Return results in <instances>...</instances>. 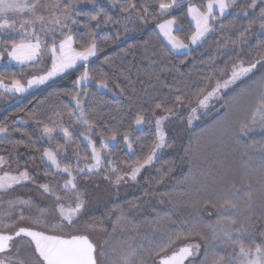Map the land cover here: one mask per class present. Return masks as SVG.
<instances>
[{
  "label": "trees",
  "instance_id": "16d2710c",
  "mask_svg": "<svg viewBox=\"0 0 264 264\" xmlns=\"http://www.w3.org/2000/svg\"><path fill=\"white\" fill-rule=\"evenodd\" d=\"M207 1L191 0L202 11L206 10ZM129 3H135L136 8L129 9L128 13L122 11ZM146 3L150 5L149 15L142 21L138 13L142 14ZM187 7V4L180 3L166 16H175L183 26L182 31L174 30L173 34L185 43L188 42L186 37L194 31L189 24ZM76 12L80 15L76 17L78 23L72 25L73 33L78 34V40L87 37L89 32L94 33L100 49L88 63L94 79L87 85H75L76 78L84 71L83 67H78L0 109V126L8 127L6 137L4 134L0 136V156L9 161L6 168H12L15 174L27 169L32 177L27 186L33 193L37 191L43 199L55 205L54 198L45 194L39 185H57L58 194L63 195L58 186L68 177L67 174L53 175L54 169L47 167L46 162L41 160L43 149L49 145L46 140L40 139V131L45 125L53 127V121L67 128L73 142L71 145H65L60 128L53 132L54 139L67 149L69 155L78 146L79 155L87 157L89 163L91 151L86 147L87 142L79 136L86 129L76 123L78 110L75 109L74 101H71L72 95H80L89 118L99 125L92 135V139L97 141L96 147L100 148V134L107 137L114 131L118 133L116 141L110 143L108 149L102 150L109 153L113 164L105 163L91 172L85 170L77 181L82 199L86 205L89 202L92 204L90 211L82 217V224L88 232L101 235L104 264H118L128 244L133 247L142 244L148 248L149 241H152L151 246L156 248L161 241L159 234L154 235L150 226L165 221L173 232H200L204 237L192 236L182 240L169 249V254L186 243H199V252L188 258L185 264H207L212 258L213 242L204 225L214 222L218 213L211 204L205 205L204 202H215L216 194L222 187L233 181L239 183L241 177L251 180V188L238 190L232 197L241 206V213L236 216V226L239 227V221L250 216L246 226L251 224L256 242H261L259 233L264 231V150L261 148L264 145V127L255 125L242 138L243 143L237 144L234 120L238 115L243 116L249 107L250 97L257 87L255 82L264 77V65L234 85L222 96L216 107L193 124L183 123V115L176 116L181 124L178 119H171L173 124L167 122L170 127L165 124L164 129L169 146L164 148V153L130 185L122 188L110 185L116 175L122 176L134 165L137 157L146 154V150L141 152V145H151L154 139V125H143L142 131L133 132L134 136L140 137L132 143L136 155H126L122 134L133 131L138 112L154 120L166 114L163 109H155L156 103L171 108L174 113L184 110L189 107L188 101L208 84L209 73L215 74L214 85L216 79L220 80L228 74L233 63L242 60L247 65L264 57V29H261L258 21L249 27L258 14L248 12L247 16L236 15V11L231 9L222 18L217 16V22L213 24L216 31L208 34L190 51L177 55L169 53L157 38L155 23L165 18L157 14V0H117L115 10L99 5L95 9L85 8ZM97 13V19L92 20L91 17ZM129 13L131 18L125 19ZM108 17L113 22L106 24ZM19 70L18 67L11 68L5 76L6 81H9L7 77ZM99 79H107L110 91L96 88L95 83ZM81 88L89 93L87 97L83 96ZM206 90H210V87ZM177 97L185 103L178 104ZM70 112L76 114L69 115ZM254 142V147H248ZM245 151L247 156H242ZM69 162L62 161V164ZM112 167H117L119 171L111 172ZM86 180L88 187L82 184ZM93 188H100V192L93 194V197L87 196ZM18 195L21 193L12 194L6 200L0 197V212L9 211L7 201L19 198ZM24 196L25 200L32 201L31 208L34 210L24 213L23 209L30 208H20L21 204H17L15 210L11 209L13 219L20 210L26 216H36L39 215L38 210L44 208L35 206L34 195ZM62 203L71 206L75 202L66 199ZM248 205H251V212ZM45 219H51L48 209ZM5 222H9L8 218H5ZM64 224L67 225V222ZM133 226H137L136 230H133ZM245 243L247 245L249 241L245 240ZM215 251L227 258L232 249L220 246ZM155 259L146 257V264H153Z\"/></svg>",
  "mask_w": 264,
  "mask_h": 264
},
{
  "label": "snow or ice",
  "instance_id": "6c2138e0",
  "mask_svg": "<svg viewBox=\"0 0 264 264\" xmlns=\"http://www.w3.org/2000/svg\"><path fill=\"white\" fill-rule=\"evenodd\" d=\"M94 2V0H93ZM158 15L160 17L169 16L175 6L180 3H185L187 7V16L189 18L190 26L194 27L191 35L187 36V43L174 35L176 31H182L183 26L179 23L175 16L168 19H163L162 22L157 23L155 28L158 29L156 35L160 43L167 47L169 53L183 54L185 51H190V45H197L202 42L206 36L216 29L213 24L217 22V13L219 17H223L230 8H234L237 0H208L206 10L202 11L200 7L192 3L191 0H157ZM259 3L264 5V0H259ZM257 0H252L248 8H255ZM149 4L143 5L142 14L138 13L140 20H145L149 15ZM50 10L49 15L46 17L40 14L39 9ZM135 3H129L128 7L122 11L128 13L129 9H135ZM102 11V10H101ZM29 14V19L21 18L19 26L13 18L15 15ZM236 15H248L245 8L237 9ZM79 12H75L73 0H48L42 3L41 0H0V33H19V39L10 37L5 39L0 36V61L5 64H12L13 62L21 69L29 67L33 69L31 78L26 82H22L18 76L25 75L21 73H12L7 77L10 81L5 83V77L0 73V90L11 93L13 95L23 94L32 88H39L45 85L51 79L66 75L69 70H75L78 67H83L84 71L76 78L75 85L83 86L93 81L94 77L90 74L88 63L90 57H95L98 48L95 34L89 32L87 37L77 39L78 34L73 33L72 25L78 23L76 17ZM92 16V20H96L97 16ZM131 13L125 17L130 19ZM259 22L261 29H264V7H260L258 16L249 24ZM113 22L111 17L105 20V23ZM99 26V25H97ZM243 35V33H241ZM165 41L167 42L165 45ZM235 44V41H232ZM227 44V41H225ZM5 55L7 61H4ZM51 61L50 67L48 61ZM258 63H264V57L261 60L245 65L241 60L233 63L228 69L229 74L222 81L216 79L213 85L215 74L209 73L207 79L208 84L204 89L196 93L194 97L188 101L190 111L192 114L197 112L198 108L207 109L209 102L218 97L222 90H227L231 86L237 84L244 79H247L253 70L256 69ZM223 75V73H221ZM257 87L250 97L249 107L246 109L243 116H236L234 120L236 143H243L242 138L246 137L252 128L260 124L264 127V77H261L257 82ZM95 86L98 90L109 89L107 79H99L96 81ZM210 87V90H206ZM83 96L87 97L89 93L83 88L80 89ZM121 91H123L121 89ZM177 103L183 105L185 101L180 97L176 98ZM71 101L75 103V109L78 110L77 121L80 125L84 126L86 131L80 132L79 136L87 142L86 147L91 151V163L87 162V157L82 158L79 155V149L69 155L66 148L61 146L58 141L53 137V132L56 128H60L63 133L65 145H71L73 142L70 139V133L67 128L53 121V127L45 125L40 131V139L46 140L49 147L43 149L41 160L46 162V166L54 169L53 175L67 174L68 179L64 180L62 185H59L60 191L63 195L58 194L57 185L52 187L49 184H41L39 187L43 192L54 198L58 218L53 215L51 219H45L47 209L40 208L39 215L26 216L23 211L19 213L14 219L12 218L11 209L17 205L22 204L28 207L32 206V201L23 199H10L7 201L9 211L0 212V264H99L98 257L105 255L103 250H98V246L89 238L87 234H72L66 237L63 234H50L56 229L65 227L64 222L67 221V227L72 228L80 213L84 208V201L82 193L78 188V178L87 169L89 172L98 170L105 163L108 165L113 164L107 151L110 143L116 141L117 132H112L111 136H103L100 134L98 141L100 148L96 147L97 141L92 139L95 134L94 130L99 127L96 121L89 118L88 113L85 111L84 100L80 95H72ZM195 106H192V105ZM155 109H163L165 115L157 118L148 119L144 114L137 113L134 120L133 131H125L123 141L127 148L126 155H136L133 149V140H139L140 137L134 136L133 132L136 130L142 131V126L148 124L154 125L152 130L151 145H141L142 154L137 157L133 166H130L129 171L124 173V176L129 177L135 181L137 175L146 166H150L157 158L158 152L168 147L167 133L164 129V123L171 116L175 115L171 108H165L161 103L155 104ZM153 109V115L155 114ZM147 111V110H145ZM76 113L70 112L69 115ZM193 116L190 115L188 123L191 124ZM38 123H40L38 121ZM75 126V125H74ZM8 133L6 125L0 126V134ZM16 143H20L17 141ZM255 142L248 147H254ZM264 150V145L261 146ZM39 151V149L37 150ZM242 156H247V151L242 153ZM251 159V157H248ZM62 161H70L69 163L62 164ZM17 167L18 161L15 162ZM83 164V167H81ZM9 166V161L0 156V192H6L12 189L13 186L21 184L23 181L31 180L27 169L19 171L16 174L4 170ZM111 172L116 173L119 171L117 167H112ZM48 173H46L47 175ZM124 176L116 175L115 183L119 184ZM251 188V180L246 177H241L239 183L233 181L226 186L222 187L216 194L215 202L205 200V205L211 204L217 210V219L209 224L204 225L208 230L213 242L212 258L207 264H264V231L259 233L261 242L257 243L255 238L254 229L251 224L246 226V221L250 220V216L245 217V220L239 221L236 216L241 213V206L232 198L238 190H245ZM248 194V193H246ZM74 201L73 207L66 208L62 201ZM248 210L251 212V205H248ZM8 218L9 222H5ZM57 222L53 223L52 221ZM27 222L28 226H20L16 228L17 224ZM119 224V219L117 221ZM91 227V225H86ZM153 234H159L161 243L153 248L152 241H149L150 246L144 248L142 244L133 247L128 244L127 248L122 251L119 257L118 264H146V257H155L153 264H185V261L193 257L199 252L201 245L199 243L190 242L184 246L175 248L169 254V249L178 244L182 240H188L192 236H200L204 238L200 232H173L168 227V222H157L155 225L150 226ZM14 229L11 232L7 229ZM123 230V226L121 225ZM137 226H133L136 230ZM43 229V230H38ZM115 226L113 231H115ZM139 235V233H137ZM21 240L29 249H31V258L24 259L20 257V245L15 244V241ZM135 239V238H133ZM245 240L249 241L246 245ZM224 246L232 249L228 253L227 258L224 255H219L215 249ZM15 251L13 252V248ZM195 250V252H194ZM207 261V253H206Z\"/></svg>",
  "mask_w": 264,
  "mask_h": 264
},
{
  "label": "rangeland",
  "instance_id": "374dc122",
  "mask_svg": "<svg viewBox=\"0 0 264 264\" xmlns=\"http://www.w3.org/2000/svg\"><path fill=\"white\" fill-rule=\"evenodd\" d=\"M41 2L42 3H46V2H48V0H41ZM73 3H74V10H75V12L78 11V10H80V9H85V8H87V9H95L99 5H106L111 10H115L117 8V0H94V2H93V0H73ZM251 3H252V0H237L236 6L234 8H230V10L232 9V10L237 11V9H239V8H245L249 13L250 12H256V14H259L260 7H264V5L260 4L259 3V0H257V5H256L255 8H248V5H250ZM49 11L50 10H46V9H43V8L39 9L40 14H43L46 17L49 15ZM217 16H219V15L217 14ZM13 18L16 20L17 27H18L21 18H23V19H29L30 16H29V14L25 13V14H23L22 17L20 15H15ZM127 24H130V23H127ZM127 26H129V25H127ZM0 36H3L5 39H8L10 37H14V38H18L19 39V33H11V32L0 33ZM193 46L194 45H190V48H192ZM0 50H2V49H0ZM92 58L93 57H90L89 61ZM7 59L8 58L5 55L4 61H7ZM50 64H51V61L49 60L48 61V66L49 67H50ZM263 65H264V63H258L256 69L253 70V73L255 71H257L258 69H260V67H262ZM14 67L20 68L14 62L12 64H5L4 62L0 61V73H2L4 75V77L11 71V68H14ZM21 71H23V73L25 74L23 76H18V78L21 79L22 82H26V80L28 78H31V75L33 74V69L32 68H29V67H25L24 69H21L20 68V70H19L18 73H21ZM70 71H72V70H69V72ZM228 74H229V72H228ZM252 74H250V75H252ZM227 75L224 78L220 79V80L222 81L223 79H225L227 77ZM61 76H63V75H61ZM61 76H58V77H55V78L51 79L46 84H48V83H50V82L58 79ZM5 83H9V81H6V79H5ZM237 83H239V82H237ZM45 85H42L40 87H43ZM233 86H231L227 90H222L220 92V94H219L218 97L214 98L213 100H211L209 102V107L207 109L198 108L197 109V112L195 114H192L191 113L190 107H187L184 110H179V111L177 110V112H175V115L171 116L170 119H168L167 121H165L164 126L166 124V126L168 125L170 127V125L167 124V122H170V124L171 123L173 124V120L174 119H178V118H176V116H179V115H183V117H182V122L183 123L185 122L187 125L193 124L194 122H196L197 120H199L201 117H203L204 115L208 114L214 107H216L217 104H218V102L221 100L222 96L228 90H230ZM35 89H38V88H32V89H30L26 93L17 94V95H13L11 93H7V92H4V91L0 90V109L3 108V107H5V106H7L9 103L13 102L17 98L23 97L26 94H28L30 91L35 90ZM192 106H195V105H192ZM177 109H180V108L177 107ZM190 115L193 116V119H192L191 124L188 123V118H189ZM171 119H173V120H171ZM178 122H180L179 119H178ZM182 122H180V124ZM172 126H174V125H172ZM2 135L3 134H0V136H2ZM163 153H164V148L161 149L158 152L157 157L160 156V155H162ZM91 162H92V160L90 158V162L89 163H91ZM146 167H149V166H146ZM144 169L141 170V172L137 175V178L136 179H138L140 177V175L142 174V172L144 171ZM4 170L9 171V172H12L13 174H15V171L12 168H9L8 169V168L5 167ZM85 170H87V169H85ZM94 170H92V171H94ZM127 171H129V169L126 170L125 172H127ZM0 174H2V171H0ZM122 176H124V174ZM27 182L28 181H23V182H21V184L13 186L12 189H10V190H8L6 192H0V197L3 196L2 198H5V200H6V197L9 198L12 194H16V193L17 194H20L21 193V195H18L19 198L25 200V198H24L25 196L24 195H26V196H29V195L30 196H33L34 195V197H35V199H34L35 206L36 205H39V206L44 207L45 209H48L49 218H51L53 215H55L58 218L59 214L56 211L55 205L52 204V202H49L47 199H45V198L43 199V197H41L40 194L37 191H35V193H33L34 191H32V189H30L27 186L28 185ZM133 182L134 181L131 180L129 177L124 176V179L121 180V182L119 184L115 183V181H114V182L110 183V185H111V187H114V188L115 187L116 188H122V187H124V185H130ZM82 184H83L84 187H86V186L88 187V185H87L88 184V180L83 181ZM88 190H89V188H88ZM99 192H100V188H93L88 193L87 196L93 197V194H97ZM21 205H20V208L25 207V205H22V206ZM91 205L92 204L90 202L87 205L84 202V208H83L82 212L80 213L79 218L77 219L75 225L72 228H69V227H67V225H65V227H63L62 229H56V230L50 232V234H63L66 237H68V236H70L72 234H87L89 236V238L98 246V250H101V247H100V244H101L100 243L101 235L100 234H97V233H90V232H88V230H85L84 225L82 224V220H83L82 217L85 215L86 212L90 211ZM73 206H74V204L71 205V206H65V207L68 208V207H73ZM26 207H28V206H26ZM28 208H30V209H27V208L26 209H23L24 210V213H26V212L29 213L30 211L34 210V208H31V207H28ZM15 209L16 208H14V210ZM21 211L22 210H20V212ZM53 221H54V223L57 222L56 220H53ZM65 222H67V221H65ZM20 226H28V225H27V222H25L23 224H17L15 227L18 228ZM13 230L14 229L10 228V229H7L6 231L11 232ZM15 244H19L20 245V257L21 258H24V259H30L31 258V249H29L28 246L25 243H23L21 240L18 239L17 241H15ZM14 251H15V247L13 248V252ZM102 258H103V256H99L98 257L99 264H104ZM109 264H112V263H109Z\"/></svg>",
  "mask_w": 264,
  "mask_h": 264
},
{
  "label": "crops",
  "instance_id": "0c3cea01",
  "mask_svg": "<svg viewBox=\"0 0 264 264\" xmlns=\"http://www.w3.org/2000/svg\"><path fill=\"white\" fill-rule=\"evenodd\" d=\"M208 3V2H207ZM207 3H206V5H207ZM230 10V9H229ZM228 10V11H229ZM218 14V13H217ZM168 18H170V17H165V18H163V19H168ZM163 19H160V20H158L156 23H155V25L157 24V23H160V22H162L163 21ZM194 28V27H193ZM156 29V28H155ZM175 30V29H174ZM195 30V29H194ZM156 31H158V29H156ZM166 41H165V45H166ZM195 46V45H194ZM185 52H187V51H185ZM185 52H183V53H185Z\"/></svg>",
  "mask_w": 264,
  "mask_h": 264
}]
</instances>
